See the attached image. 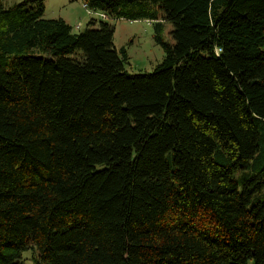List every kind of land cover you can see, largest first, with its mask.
Here are the masks:
<instances>
[{
  "label": "trees",
  "instance_id": "1",
  "mask_svg": "<svg viewBox=\"0 0 264 264\" xmlns=\"http://www.w3.org/2000/svg\"><path fill=\"white\" fill-rule=\"evenodd\" d=\"M82 1L0 0V264H264V0ZM150 3L174 41L129 74Z\"/></svg>",
  "mask_w": 264,
  "mask_h": 264
},
{
  "label": "rangeland",
  "instance_id": "2",
  "mask_svg": "<svg viewBox=\"0 0 264 264\" xmlns=\"http://www.w3.org/2000/svg\"><path fill=\"white\" fill-rule=\"evenodd\" d=\"M6 1L7 3L14 4L21 0ZM47 2L51 5L45 8L44 15H48L46 17L50 15H53L52 17L62 15L67 23H71L70 25L74 32L83 31L90 17L94 16V14L89 15L87 13L82 0H50ZM145 12V15L156 18H151L150 20L147 18L129 20L128 18L122 17L110 21L114 27V46L120 56H123L122 50L125 52L126 59H123V65L129 74L152 72L162 61L164 50L155 39L157 34L169 43H173L174 41L170 33L172 25L164 18L159 7L150 3V7ZM78 23H80V26L77 28L74 25ZM35 54L49 56L47 53L35 52ZM247 172L254 173L252 167ZM262 193L264 194V189ZM263 194H260V196ZM36 255L37 252L35 249L29 247L22 251L18 263L38 264L35 261ZM249 264H252V261H249Z\"/></svg>",
  "mask_w": 264,
  "mask_h": 264
},
{
  "label": "built area",
  "instance_id": "3",
  "mask_svg": "<svg viewBox=\"0 0 264 264\" xmlns=\"http://www.w3.org/2000/svg\"><path fill=\"white\" fill-rule=\"evenodd\" d=\"M84 8L86 9L87 13L89 15H97L98 17L101 18H106V15L104 13H101L100 11H94L93 9H91V7H89L86 3L83 2ZM80 23L76 24V27H79Z\"/></svg>",
  "mask_w": 264,
  "mask_h": 264
},
{
  "label": "crops",
  "instance_id": "4",
  "mask_svg": "<svg viewBox=\"0 0 264 264\" xmlns=\"http://www.w3.org/2000/svg\"><path fill=\"white\" fill-rule=\"evenodd\" d=\"M5 3H7V1L6 0H3ZM46 1H50V0H44V6H45V8H47V6H49L50 7V3H46ZM7 4H10V3H7ZM45 16H48V15H45ZM53 15H50L49 17H52ZM57 17H62L63 19H64V17L62 16V15H59V16H57ZM66 21V20H65ZM67 22V21H66ZM71 24V23H70ZM75 27H76V25H74ZM82 26H83V24H82Z\"/></svg>",
  "mask_w": 264,
  "mask_h": 264
}]
</instances>
